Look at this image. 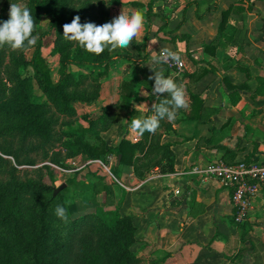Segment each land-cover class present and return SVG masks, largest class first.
Returning <instances> with one entry per match:
<instances>
[{
  "label": "crops",
  "instance_id": "obj_1",
  "mask_svg": "<svg viewBox=\"0 0 264 264\" xmlns=\"http://www.w3.org/2000/svg\"><path fill=\"white\" fill-rule=\"evenodd\" d=\"M119 1L128 4L129 14L143 10L145 23L129 47L108 61L100 101L115 104L118 113L100 135L112 133L106 143L114 146L142 140L130 133V120L152 115V104L163 97L152 94L154 72L141 64L164 45L180 53L184 68L155 70L183 83L188 99L175 121L162 120L153 134L169 146L173 169L147 164L146 145L108 183V195L113 201L121 193L119 211L136 227L133 247L144 264H264V188L238 224L231 190L193 172L217 158L264 156V0ZM132 79L134 98L122 106V83Z\"/></svg>",
  "mask_w": 264,
  "mask_h": 264
},
{
  "label": "rangeland",
  "instance_id": "obj_2",
  "mask_svg": "<svg viewBox=\"0 0 264 264\" xmlns=\"http://www.w3.org/2000/svg\"><path fill=\"white\" fill-rule=\"evenodd\" d=\"M11 3L26 6L31 11L35 22L33 35L38 39L35 46L27 50L14 51L7 45L0 47V182L36 181L49 188L65 183V187L54 195L55 200L47 206L45 201L51 193L49 190L32 195L18 194L25 217V233L32 231L38 235L41 224L33 218L44 209L42 220L48 221V233L53 234L52 239L58 237L59 241L72 221L80 219V212L96 207L114 209L121 196L118 191L112 201L108 195V183L114 180L102 165L94 163L81 168L86 159L80 153L78 139L80 133L92 144L100 142L99 139L107 142L114 138L112 133L100 135L118 111L115 104L100 101L107 75L99 77L103 66L94 62L121 54L122 50L109 51L106 48L100 55L88 53L63 38V25L71 23L77 15L82 24L92 22L102 25L110 22L122 10L126 12L128 4L119 0H49L46 10L55 13L52 26L48 14L38 17L34 13L30 0H0V13L6 15L0 23L9 19ZM36 48L49 70L50 81L57 84L50 91L39 82L29 64ZM69 58L85 62L82 65L64 62ZM61 78L65 81L59 84ZM24 102L31 104L32 112H26L23 117L12 112L15 105ZM108 155L113 156L114 161L115 153ZM153 157L144 159L151 163ZM57 205L66 208L67 222L55 215ZM10 207L11 198L7 196L0 215H6ZM0 234L4 238L11 237L3 226H0ZM35 241H40V238ZM129 249L134 256L120 260L119 264H144L139 250L133 245ZM51 258L52 253H47V259ZM33 259L37 260V256ZM15 260L16 264H23L21 261L25 259L23 255L15 254Z\"/></svg>",
  "mask_w": 264,
  "mask_h": 264
},
{
  "label": "trees",
  "instance_id": "obj_3",
  "mask_svg": "<svg viewBox=\"0 0 264 264\" xmlns=\"http://www.w3.org/2000/svg\"><path fill=\"white\" fill-rule=\"evenodd\" d=\"M30 1L33 11L38 17L48 14L51 18L50 24L54 22V11L46 10L49 0ZM5 16V14L0 13V21L5 20ZM38 52L36 48L29 64L32 66L39 82L44 85L47 91H50L55 89L57 84L50 81L48 76L49 70ZM109 58L105 57V59L94 62L103 66V71L98 73L99 77L107 74ZM64 62H77L82 65L85 60L69 58L65 59ZM206 71L204 70L203 72ZM64 81L65 79L61 78L59 84H62ZM134 86L135 79L122 83V106H125L134 98ZM195 100L197 99L195 98ZM200 101L195 106L196 110L201 109ZM30 105L29 102H24V104L19 103L12 108V112L20 114L23 117V114L26 112H32ZM78 140L80 141V153L84 155V159L86 160H105L108 154L114 152L115 159L112 161L111 172L117 178L121 170L124 169V165L129 164L131 161L135 149L138 148L140 151H144L146 145L147 151L145 154L150 155L149 158L151 156L156 157V159L153 157L151 163L146 160L147 164L151 166L160 165L164 171H171L173 169L174 156L169 146L160 144L158 140L154 139L153 134L148 132L142 135V140L139 143H131L127 139H122L115 147L107 144L102 139H99L100 142L97 144H92L84 139L83 133H80ZM117 154H120L118 161ZM163 161L165 163L164 167L162 166ZM46 190L51 191L47 201H45V205L47 206L56 198L52 195L53 187L49 188L47 185L36 181L19 183L15 181L0 182V211L4 206V199L7 196L11 198V207L7 210L6 215H0V226L8 229L11 235L9 238H4L0 234V264H16L15 254L23 255L25 259L21 261L23 264H119L120 260L125 261L129 257L134 256L129 248L135 241L136 227L133 225L130 216L120 213V201L115 205L114 209L96 207L94 210L80 212V219L72 221L68 230L62 234V239L59 241H63V244H60L61 242L58 241V237L52 239L53 234L48 233L50 229L47 225L48 221L42 220L45 216L44 209L40 211L39 216L33 218L35 222L37 221L41 224V227L37 230L38 235L33 234L32 231L25 233V217L21 211L18 194L32 195ZM76 235L79 236L75 238ZM36 238H40V241H35ZM47 253H52L50 260L47 259ZM36 256L37 260H34L33 258Z\"/></svg>",
  "mask_w": 264,
  "mask_h": 264
},
{
  "label": "clouds",
  "instance_id": "obj_4",
  "mask_svg": "<svg viewBox=\"0 0 264 264\" xmlns=\"http://www.w3.org/2000/svg\"><path fill=\"white\" fill-rule=\"evenodd\" d=\"M153 11H156L154 8ZM145 16L143 10L122 12L110 22L97 25L92 22L81 23L79 15L71 23L63 25V38L73 42L88 53L100 55L107 48L109 51L129 47L133 39L138 37L144 28ZM35 22L31 11L18 3H11L9 19L0 23V47L7 45L12 50H27L35 46L38 37L33 35ZM183 63L181 55L171 47L164 45L158 54H153L149 64L154 75L152 94L163 99L151 106L152 115L143 118L133 117L129 123L132 134L143 135L145 132L155 134L162 120L175 121L178 111L188 107L186 88L183 83H177L172 76H165L162 70H155V65ZM166 94V96L164 95ZM66 203H68L66 201ZM55 215L64 222L68 221L67 210L57 205Z\"/></svg>",
  "mask_w": 264,
  "mask_h": 264
},
{
  "label": "built area",
  "instance_id": "obj_5",
  "mask_svg": "<svg viewBox=\"0 0 264 264\" xmlns=\"http://www.w3.org/2000/svg\"><path fill=\"white\" fill-rule=\"evenodd\" d=\"M182 61L181 65L171 62L164 65L176 70H182L185 65L183 58ZM92 163L102 165L110 178L116 180L111 172L112 159L109 156L105 160H86L81 165V168ZM193 172L201 173L204 180L217 181L220 185L228 187L231 190L232 218L238 224L244 223L251 207L252 198L264 188V156L251 160L241 159L232 162L226 161L223 158H217L210 161L202 169L194 168Z\"/></svg>",
  "mask_w": 264,
  "mask_h": 264
},
{
  "label": "water",
  "instance_id": "obj_6",
  "mask_svg": "<svg viewBox=\"0 0 264 264\" xmlns=\"http://www.w3.org/2000/svg\"><path fill=\"white\" fill-rule=\"evenodd\" d=\"M119 157H120V155H119ZM65 187V183H62V184H60L59 186H57V187H53V190H52V195L54 196V195H56L57 193H58V191H60L62 188H64Z\"/></svg>",
  "mask_w": 264,
  "mask_h": 264
}]
</instances>
